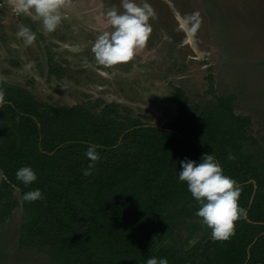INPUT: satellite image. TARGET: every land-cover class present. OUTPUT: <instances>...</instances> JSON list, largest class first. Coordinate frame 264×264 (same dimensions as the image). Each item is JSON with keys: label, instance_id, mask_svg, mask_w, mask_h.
Instances as JSON below:
<instances>
[{"label": "trees", "instance_id": "trees-1", "mask_svg": "<svg viewBox=\"0 0 264 264\" xmlns=\"http://www.w3.org/2000/svg\"><path fill=\"white\" fill-rule=\"evenodd\" d=\"M209 79L215 103L160 125L123 117L117 102L100 111L54 105L0 78L7 100L0 107V231L21 206V243L47 247L56 264H146L149 257L168 264H264V184L244 147L252 119L236 113L235 95H218ZM178 91L186 110L188 96ZM91 144L100 146L101 159L85 176ZM204 154L237 181L246 215L228 241H213L209 233L159 246V233L198 211L179 180L180 162L200 163ZM25 166L37 175L29 186L16 178ZM37 188L44 199L23 201Z\"/></svg>", "mask_w": 264, "mask_h": 264}, {"label": "rangeland", "instance_id": "rangeland-1", "mask_svg": "<svg viewBox=\"0 0 264 264\" xmlns=\"http://www.w3.org/2000/svg\"><path fill=\"white\" fill-rule=\"evenodd\" d=\"M121 3L73 0L61 25L47 33L34 14L17 15L9 0H0V78L54 105L100 111L117 102L123 117L163 125L215 103L211 75L216 93L234 94L236 113L252 119L244 147L264 184V0H147L156 18L149 21L146 48L127 64L105 68L92 47L98 35L113 30L104 14L112 7L122 12ZM197 11L202 24L193 34L181 26ZM20 25L36 33L34 44L18 38ZM179 89L188 96L186 110ZM24 215L18 207L0 231V264H56L47 247L21 243ZM209 233L202 218L186 215L159 233L157 243H193Z\"/></svg>", "mask_w": 264, "mask_h": 264}, {"label": "clouds", "instance_id": "clouds-1", "mask_svg": "<svg viewBox=\"0 0 264 264\" xmlns=\"http://www.w3.org/2000/svg\"><path fill=\"white\" fill-rule=\"evenodd\" d=\"M17 15H32L42 21L45 32L57 30L64 19V10L73 6V0H9ZM122 12L112 7L104 14L107 25L112 31H103L98 35L92 52L97 64L112 68L133 61L147 46L152 33L150 19L156 18L155 10L144 0L137 4L135 0H122ZM202 24L200 13L193 12L184 17L182 28L187 27L193 34ZM18 38H23L26 45L36 41V33L28 27L20 25ZM7 104L6 93L0 87V107ZM100 146L91 144L85 151L90 161L83 170L89 176L95 170L101 156L97 150ZM229 159H235L230 153ZM182 171L179 180L186 182L188 191L197 201L199 208L196 216L202 218V223L211 229L213 241H228L235 235V223L246 215V210L239 205L241 187L237 181L223 172L222 166L213 154H204L201 162L185 158L180 162ZM16 178L25 186L37 180L35 171L28 166L21 167L16 172ZM23 201L35 202L44 199L43 192L37 188L26 192ZM146 264H168L167 258L149 257Z\"/></svg>", "mask_w": 264, "mask_h": 264}]
</instances>
